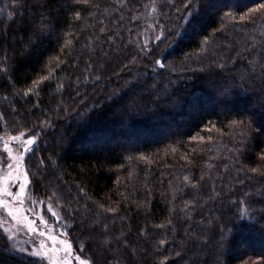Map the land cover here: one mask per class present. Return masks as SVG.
Segmentation results:
<instances>
[{
    "label": "trees",
    "instance_id": "obj_1",
    "mask_svg": "<svg viewBox=\"0 0 264 264\" xmlns=\"http://www.w3.org/2000/svg\"><path fill=\"white\" fill-rule=\"evenodd\" d=\"M146 2L124 0L121 7L119 0H95L97 9L75 0H0V8L8 5L0 13V131L39 133L27 159L31 188L45 200L55 193L61 228L78 254L84 245L81 255L93 264H161L165 257V264L258 262L264 232L259 223L249 226L264 205L253 206L254 220L232 201L264 186V176L248 171L264 165L259 159L264 128L255 131L264 125V72L260 67L252 72L247 64L252 56L236 57L264 33V15L249 13L264 0H205L195 28L168 58L170 65L154 71V57L140 51ZM174 2L170 7L161 0V11L178 15L184 0ZM137 14L142 18L132 20ZM241 15H251L255 24L241 22ZM41 23L47 29L35 31ZM213 61L227 62L228 68L190 70ZM242 73L250 78L239 81ZM41 77L49 78L24 96ZM232 77L243 87L222 94ZM240 119H250L252 131L237 163L229 150L241 147L239 129L228 125ZM42 121L50 125L41 127ZM208 121L218 130L204 131ZM107 135L114 147H101ZM197 135L205 140L191 139ZM186 175L190 182L183 181ZM98 205L116 212L103 213ZM97 219L102 223L94 227ZM221 226L227 236L222 250ZM160 239L167 243L159 246ZM5 243L0 231V264H45L9 252Z\"/></svg>",
    "mask_w": 264,
    "mask_h": 264
},
{
    "label": "snow or ice",
    "instance_id": "obj_2",
    "mask_svg": "<svg viewBox=\"0 0 264 264\" xmlns=\"http://www.w3.org/2000/svg\"><path fill=\"white\" fill-rule=\"evenodd\" d=\"M76 3L87 4L92 8H100L98 3H95V0H75ZM121 7L124 6V0H119ZM170 7H175L174 0H166ZM205 0H184L181 8H176L178 15L172 17L168 13L161 11L163 4L161 0H147L146 3L142 5L144 9L143 18L146 21L143 35L145 36L143 45L140 46V51L147 56H153V71L155 68L164 69L166 65H170L169 57L174 54L175 49L179 48L182 44L185 35L190 29H194L198 23L197 16L200 12L202 6L204 5ZM15 6V5H14ZM8 5L5 4L3 8H0V13H2ZM108 9L105 8L104 11ZM250 14H261L264 15V3H259L256 7L249 9ZM231 13H225V16L231 17ZM76 19H81L79 12L75 13ZM9 18L11 19V13H9ZM142 18L141 14H137L131 17L132 20H140ZM123 16H121V20ZM164 19L169 21V23H160V20ZM241 22L251 21L255 24V19L251 15H241L239 17ZM150 21V22H148ZM47 24L41 23L36 28L37 32H44L47 29ZM103 31V29H101ZM150 42H154V47L148 48ZM203 44H208V38L205 37L202 41ZM163 45V47H161ZM145 49L147 51L145 52ZM246 53L249 56H252V59L248 60L247 64L251 67L252 72L255 71L257 67L261 68V71L264 72V33H261V39L257 41L255 37L252 39V43L245 47L242 52H237L236 57L239 58L242 54ZM188 53H185V56H188ZM137 56H133L131 63H135ZM235 60H232L231 63L235 64ZM127 67V65H125ZM215 67L221 72H224L228 68L227 62H216L213 61L212 64L206 67L193 68L190 69L192 72H209L212 68ZM6 71L7 69H2ZM49 77H41L39 80H33L32 86L27 88L24 92V96H28L33 93L39 84L48 79ZM250 78L249 73H242L239 75V81L243 82ZM99 79V77H97ZM233 85L227 87L223 90L224 95L233 94L236 87H243V84H237V77H232ZM62 87V85L60 86ZM132 107H137L135 101H133ZM57 111L60 110V106H57ZM0 119H3L2 114H0ZM49 121H42L41 127L49 126ZM230 129H239L237 133L239 136V143L241 147L230 149L236 156V162L239 163V156L243 153L244 145L246 144V136L252 131V121L249 119L245 121L244 119L232 120L229 122ZM264 128V125L261 128H256V132H260ZM216 129V124L212 121H208L207 125L203 129L208 133H211ZM39 133L35 132L34 129H28L27 131H18L17 135H7L0 136V142L3 143V151L6 153V156L0 155V209H3L6 213L7 220L0 217V231L4 234L5 246L8 247L9 252H16L20 254H26L28 257H37L41 260H47L48 264H93V261L90 259L82 258L81 254H77V250L74 248L72 242L67 239V233L62 232L56 234L54 227L50 226L48 221L44 218V215L41 211L36 210V205H44L45 201L32 199L27 194V189L30 185L33 184V180L29 175V168L26 166L25 160L29 153L33 152L34 145L38 142ZM192 140L204 141V136H192ZM208 141H212V136H208ZM12 142H17L15 148L11 146ZM51 160V155L49 156ZM132 159V157H129ZM141 159H147L146 157H141ZM259 159L264 161V151L259 154ZM55 164V161H52ZM40 165H44V160L40 159ZM209 167H212L209 165ZM238 171H244L243 168ZM248 171L255 173L260 176H264V165L248 169ZM204 177L201 176V180ZM184 182H190L189 176L183 177ZM243 184V181L240 182ZM193 188L197 185L192 184ZM15 188V191L13 190ZM81 193L84 192L83 188H80ZM259 199H256V198ZM55 198V193L52 196L48 197L47 211L52 214V216L57 220H61L62 217L60 212L54 210L53 200ZM28 201L33 205V207H25V203ZM233 204L239 203L242 205L241 215H249L250 218L255 220V204L264 205V186L262 188H257L253 191H245L243 197L239 201H232ZM62 207V206H61ZM98 208L103 209V213H115L116 208L108 207L104 208L103 205H98ZM29 213L36 217L32 219L29 216ZM101 213V215L103 214ZM37 220L44 225V229L41 230L37 226ZM9 221L11 222L9 225ZM264 209H261V215L258 220H255V223L249 226V230L255 228L256 224H260V231L264 232ZM102 221L97 219L94 221L93 226L101 225ZM168 223H171L169 220ZM108 224L103 223L102 231H108ZM158 228H163L164 225H157ZM24 232L29 236L28 240L21 241L18 239L19 234ZM220 240L218 243V248L223 249L227 236H226V226H221L220 228ZM60 236L64 238L61 239ZM32 237H38V239H33ZM108 243V241H105ZM167 243L166 239H160L158 241L159 246H163ZM19 245V246H18ZM23 245H31V248L25 247ZM84 245L79 246V252L83 253ZM159 251V248H157ZM175 255L179 257L180 252H176ZM220 254L217 255V260L219 261ZM165 260L161 261V264H165ZM36 264V262H34ZM118 264V262H117ZM248 264H264V257L260 261L248 262Z\"/></svg>",
    "mask_w": 264,
    "mask_h": 264
},
{
    "label": "rangeland",
    "instance_id": "obj_3",
    "mask_svg": "<svg viewBox=\"0 0 264 264\" xmlns=\"http://www.w3.org/2000/svg\"><path fill=\"white\" fill-rule=\"evenodd\" d=\"M214 100H215V99H213V102H215ZM192 113H193V114H196V111H193ZM173 127H176V126H173ZM6 134H7V135H17V134H11V133H8V131H5V132L0 131V136H6ZM108 135H109V134H108ZM108 135L106 136V138H107L106 141H107V142H103V143L101 144V147H104V148H111V147H114V146H115V141L111 140V139L109 138L110 135H109V136H108ZM16 145H17V142H12V144H11V146H12L13 148H15ZM34 146H35V145H34ZM0 155L6 156V153H4V151H3V143H2V142H0ZM29 155H30V153L28 154V156L26 157V160H25L26 166H27V159H28ZM13 190L15 191V188H14ZM27 194H28L32 199H37V200H43V201H45L44 205H39V204H37V205L35 206V207H36V210L42 212V214L44 215V218L48 221L49 225L54 227V231H55L56 234H60V233L64 232L63 229L61 228L62 226H60V225H61V220L57 221V220L52 216V214H51L50 212L47 211V203H48V200H45V199H43V198H39V197H37V196L35 195V193L33 192L32 188H31V185H30L29 188L27 189ZM25 207H33V205H32L31 203H29L28 201H26V203H25ZM53 207H54V210L58 211V209L56 208V206L53 205ZM58 212H59V211H58ZM29 216H30V218H32V219H36V217L32 216L30 213H29ZM0 217L5 218L6 220L8 219L7 216H6V213L4 212L3 209H0ZM10 223H11V222L9 221V225H10ZM37 226H38L41 230L44 229V225L41 224L39 220H37ZM32 238H33V239H38V237H32ZM60 238L63 239L64 237H63V236H60ZM18 239H20L21 241L28 240V239H29V236L26 235L24 232H21V233L19 234ZM67 239H69L68 236H67ZM69 241L72 242L70 239H69ZM18 246H19V245H18ZM23 246L31 248V245H23ZM77 254H78V253H77ZM79 254H81V253H79ZM22 255H26V254H22ZM33 258H35V259H39L40 261L44 262L45 264H48V261H47V260H41L40 258H37V257H33ZM82 258H83V257H82Z\"/></svg>",
    "mask_w": 264,
    "mask_h": 264
}]
</instances>
